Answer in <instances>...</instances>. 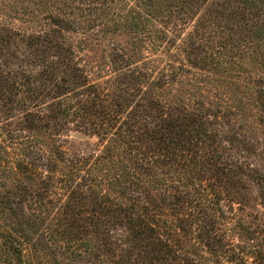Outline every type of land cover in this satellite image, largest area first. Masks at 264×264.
I'll return each instance as SVG.
<instances>
[{"label": "trees", "instance_id": "16d2710c", "mask_svg": "<svg viewBox=\"0 0 264 264\" xmlns=\"http://www.w3.org/2000/svg\"><path fill=\"white\" fill-rule=\"evenodd\" d=\"M20 1L55 29L40 54H23L35 63L0 69V119H16L0 132V264H264V194L245 196L246 180L262 178L217 140L209 109L155 98L172 79L154 83L144 70L153 62H133L155 47L152 33L166 38V26L205 7L184 42L193 67L232 79L238 59L264 68V0ZM95 30L133 35L104 85L88 83L62 37ZM246 83L247 105L264 116V83ZM70 125L103 151L66 156L59 137ZM118 227L125 240L112 235Z\"/></svg>", "mask_w": 264, "mask_h": 264}, {"label": "rangeland", "instance_id": "374dc122", "mask_svg": "<svg viewBox=\"0 0 264 264\" xmlns=\"http://www.w3.org/2000/svg\"><path fill=\"white\" fill-rule=\"evenodd\" d=\"M26 6L29 5L20 0H0V69L14 70L16 66L23 65L22 61L24 60L35 63L37 57L28 55L24 58L23 54L33 52V54H40L43 49L36 45L44 40L45 35H53L52 32L55 28L46 15L28 9ZM205 10V7L196 10L195 20ZM195 20L181 25L178 30L166 26L164 31L167 37L163 38L162 36L159 41L156 40V33H152L155 47L141 49L140 53L134 52L133 62L138 67H142L141 60H144L143 63L152 61L153 65L147 66L144 70L150 73L154 83L160 80L162 83H166L172 79L167 87L154 91L155 98L157 97L162 102L165 100L167 103H176L179 100V102L198 108L204 105L212 112L211 114L215 115L208 118L211 132L216 134L217 140L228 147L242 165L250 168V171H245L249 172L252 178L257 180L262 178L261 187L256 186L257 183L254 179H252L253 181L246 180L245 196L248 199L258 200V196L264 194V116L258 118L259 114L255 115L256 111L247 105L244 87L247 85L246 81L249 76L264 83V68L258 65L253 66L250 60L238 59L241 67L237 69L239 80H236L238 78L232 79L216 75L215 71L208 67H200L201 65L197 66L203 69L193 67L192 64L196 61L189 54L190 51L184 42H186L188 32L192 31ZM159 22L154 25L156 28L162 29ZM150 27L151 25H148L147 31L149 32L154 30ZM96 30L90 33L84 32L85 34L63 32L62 37L66 47L73 50L74 62L85 72L88 83L104 85L114 76V71L117 68L111 63L112 56L119 48L130 52L132 48L129 43L133 39V35L128 32H119L105 34L102 37L103 34L96 33ZM140 36L148 43L146 37L149 34ZM198 43L204 45L201 41ZM207 76L225 80L224 83L219 84L220 88L208 84ZM235 84L239 87L236 86V88ZM149 85L151 84H143L142 89L151 96ZM143 96L146 97V95ZM134 99L138 98L135 96ZM241 102H244V105ZM11 123L15 124L16 119L10 121L0 119V132L3 135L14 128L9 125ZM59 140L68 157H88L98 155L103 151V144L98 138L75 130L73 125L61 132ZM7 150L9 152L7 158L12 160L17 158L19 153L16 150L10 148ZM112 235L125 240L126 230L123 227H118L113 230Z\"/></svg>", "mask_w": 264, "mask_h": 264}]
</instances>
